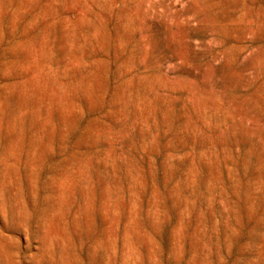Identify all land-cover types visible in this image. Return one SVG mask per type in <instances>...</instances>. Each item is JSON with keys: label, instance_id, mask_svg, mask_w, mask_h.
<instances>
[{"label": "rangeland", "instance_id": "obj_1", "mask_svg": "<svg viewBox=\"0 0 264 264\" xmlns=\"http://www.w3.org/2000/svg\"><path fill=\"white\" fill-rule=\"evenodd\" d=\"M0 264H264V0H0Z\"/></svg>", "mask_w": 264, "mask_h": 264}]
</instances>
